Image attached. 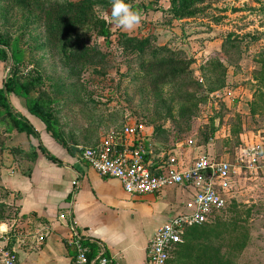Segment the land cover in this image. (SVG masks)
<instances>
[{
  "label": "rangeland",
  "instance_id": "374dc122",
  "mask_svg": "<svg viewBox=\"0 0 264 264\" xmlns=\"http://www.w3.org/2000/svg\"><path fill=\"white\" fill-rule=\"evenodd\" d=\"M69 1L76 0L37 10L34 0H0V37L18 38V72L35 81L32 94H41L51 108L66 149L28 113L22 98L9 94L10 110L27 116L49 137L47 145L64 153L79 154L120 134L124 125L140 123L153 155L176 147L193 157L196 146L195 155L227 160L233 185L216 234L196 241L187 262L170 264H264V111L250 112L253 95H264V0H205L193 16L177 20L168 12L169 0H125L141 15L131 31L111 21L112 3L104 0L64 46L59 14ZM121 33L151 36L154 44L179 51L178 57L191 61L188 73L152 86L137 70L135 52L120 42ZM9 66L0 61V86ZM0 117V170L10 164L26 172L28 140L10 128L3 108ZM2 205L1 218L8 212ZM170 214L162 210L159 219Z\"/></svg>",
  "mask_w": 264,
  "mask_h": 264
},
{
  "label": "crops",
  "instance_id": "0c3cea01",
  "mask_svg": "<svg viewBox=\"0 0 264 264\" xmlns=\"http://www.w3.org/2000/svg\"><path fill=\"white\" fill-rule=\"evenodd\" d=\"M34 129L55 160L38 153L34 161L26 162V172L10 164L0 170V203L8 208L0 218V264L5 251L12 252L19 264H75L67 245L69 223L100 242L115 264H147V241L182 208L189 192L173 186L153 194L130 195L117 179L102 177L82 160L69 159L62 149L48 146L49 137ZM197 148L192 151L196 153ZM194 153L187 157L170 147L156 156L167 154L185 166L200 156ZM162 210L171 213L163 220L159 219ZM8 233L13 235L10 247H6Z\"/></svg>",
  "mask_w": 264,
  "mask_h": 264
},
{
  "label": "built area",
  "instance_id": "2783aa9c",
  "mask_svg": "<svg viewBox=\"0 0 264 264\" xmlns=\"http://www.w3.org/2000/svg\"><path fill=\"white\" fill-rule=\"evenodd\" d=\"M142 130L140 123L126 124L120 134L83 148L81 160L98 175L117 179L130 195L153 194L173 186L189 192L182 208L155 229L145 246L147 264H166L186 228L211 223L220 216L233 185L232 169L227 160L213 156L200 155L180 166L167 154L164 158L153 155ZM69 228L67 244L73 249L75 264H115L100 242L96 254L87 257L82 234L70 223ZM1 264L19 262L5 251Z\"/></svg>",
  "mask_w": 264,
  "mask_h": 264
},
{
  "label": "trees",
  "instance_id": "16d2710c",
  "mask_svg": "<svg viewBox=\"0 0 264 264\" xmlns=\"http://www.w3.org/2000/svg\"><path fill=\"white\" fill-rule=\"evenodd\" d=\"M61 0H34V9L42 10L49 4H59ZM205 0H169L168 12L172 19H182L193 16L196 5ZM17 4L27 5L28 0H15ZM99 3H104V0H76L67 3L64 6L61 16V27L64 30L63 45L67 46L72 40V34L79 28L88 24L92 18L93 7ZM63 8V7H62ZM103 25V21H100ZM100 35H105V31L101 29ZM120 42L123 43L124 48L133 52L134 59L137 64V70L149 77V82L152 86L165 85L173 82L179 78L184 77L189 71L191 61L185 57H178L179 51H174L165 45H156L151 39V36L138 37L135 35L120 34ZM18 38L8 41L6 38L0 37V61H10L7 74L0 86V108L4 109V115L7 117L10 128H13L17 133H23L28 140V145L31 151L27 153V159L34 161L37 154H42L45 158L54 161L55 158L51 156L48 151L41 144L39 135L32 124L21 114L14 113L10 110L7 96L12 94L15 97L22 98L28 113L43 123V128L49 132L50 136L58 140L62 147H66V143L59 139V133L53 127L55 121L54 114L48 105L43 103L41 94L34 96L32 93L35 90V81L31 77H27L18 72L17 64L20 61L19 54L15 51L13 46L16 44ZM258 94V95H257ZM261 101L263 105H258ZM250 112L263 109L264 111V95L255 93L251 101ZM3 120V117H0ZM211 131L214 127L210 128ZM206 137L204 138V140ZM66 149V148H65ZM73 152H67L66 155L72 160H81V151L77 154L76 149ZM0 206L3 205L0 203ZM1 218V217H0ZM219 225L216 218L213 222L207 224H199L190 226L183 232L181 241L175 246L173 252L170 253L166 264H170L172 260L176 262H187L191 257L196 241L211 237L216 234L215 229ZM8 244L13 242V235L8 233ZM81 237V242L86 246L87 257H93L97 252V240L88 236ZM68 245V244H67ZM71 256L74 252L70 245Z\"/></svg>",
  "mask_w": 264,
  "mask_h": 264
},
{
  "label": "clouds",
  "instance_id": "9594fccd",
  "mask_svg": "<svg viewBox=\"0 0 264 264\" xmlns=\"http://www.w3.org/2000/svg\"><path fill=\"white\" fill-rule=\"evenodd\" d=\"M111 21L124 30L131 31L141 22V15L125 0H111ZM99 7V5H97Z\"/></svg>",
  "mask_w": 264,
  "mask_h": 264
}]
</instances>
